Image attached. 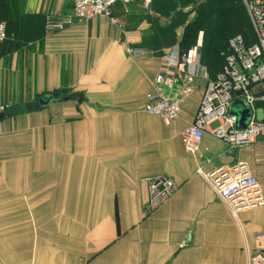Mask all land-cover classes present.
<instances>
[{
  "label": "crops",
  "instance_id": "obj_1",
  "mask_svg": "<svg viewBox=\"0 0 264 264\" xmlns=\"http://www.w3.org/2000/svg\"><path fill=\"white\" fill-rule=\"evenodd\" d=\"M71 8L72 0H0V100L2 91L11 97L0 104L61 91L0 119V264H249L264 207L234 216L197 169L244 163L264 193V134L231 145L212 135L213 121L200 140L187 136L203 77L186 95L164 89L181 100L177 119L147 113L155 75L182 72L139 46L150 29L143 0L114 5L117 22L99 15L46 30L48 17ZM255 114L264 121L263 99ZM161 173L176 190L149 209L145 179Z\"/></svg>",
  "mask_w": 264,
  "mask_h": 264
},
{
  "label": "built area",
  "instance_id": "obj_2",
  "mask_svg": "<svg viewBox=\"0 0 264 264\" xmlns=\"http://www.w3.org/2000/svg\"><path fill=\"white\" fill-rule=\"evenodd\" d=\"M135 0H72L70 14L60 18L45 21L47 31L62 30L77 21H88L99 15L111 17L112 8L116 4L128 6ZM248 19L252 26L253 41L247 42L241 35H235L228 41V51L225 55L222 70L213 78L207 74V69L200 61L198 40L185 51H180L174 45L163 50L161 56L169 64L175 65L181 77L172 74L157 73L154 77L153 90L146 96L144 110L169 124L177 119L181 111V100L170 96L165 88L179 85L182 95L189 94L193 82L199 77L205 79L198 107L192 123L185 128L187 136L200 140L208 126L213 121L219 125L211 130L212 135L231 145L247 144L254 137L264 134V121L255 114V102L264 100V0H242ZM147 6L150 0H144ZM6 24L0 21V44L6 39ZM128 54L139 55L140 49L127 47ZM243 103L250 109V117L244 128L237 126L241 109L232 112L233 102ZM8 105L0 104V112ZM197 172L204 177L216 194L226 203L230 212L238 213L254 208L264 207V193L257 178L250 173L244 163L220 165L205 172L198 168ZM148 191V207H154L169 198L176 190L175 181L167 174H156L145 179ZM256 248L249 255V264H264V231L254 234Z\"/></svg>",
  "mask_w": 264,
  "mask_h": 264
},
{
  "label": "trees",
  "instance_id": "obj_3",
  "mask_svg": "<svg viewBox=\"0 0 264 264\" xmlns=\"http://www.w3.org/2000/svg\"><path fill=\"white\" fill-rule=\"evenodd\" d=\"M168 3L173 4V0H150L149 5L154 11H158L157 5L169 8ZM189 28L191 35L188 29L185 33L186 36L181 40L178 39L180 40L177 43L179 50L185 51L192 46V43L194 45L198 32L202 30V45L199 52L201 51V62L206 65L211 78L219 73L224 66L228 41L231 37L241 35L247 42L254 40L252 26L242 0H204L198 7L196 19L189 25ZM157 31L169 33L173 37L170 45L176 39V30L172 25L167 26L165 29L159 28ZM153 45L151 49H154V51L167 47L165 43L162 44L158 41L154 42ZM139 46L150 47L145 41V37L142 38ZM53 94L61 96V91H55Z\"/></svg>",
  "mask_w": 264,
  "mask_h": 264
},
{
  "label": "rangeland",
  "instance_id": "obj_4",
  "mask_svg": "<svg viewBox=\"0 0 264 264\" xmlns=\"http://www.w3.org/2000/svg\"><path fill=\"white\" fill-rule=\"evenodd\" d=\"M203 1L204 0H173V4L168 3L169 8H166L165 6L157 5L158 11H154L153 8L152 7L150 8V5L148 4L149 7L147 5L145 10H144V16H146L145 20L148 21L149 28H150L149 31L144 35L145 41L150 46L147 48H149V49L153 48L152 47V46H154L153 43L157 42V41L162 43V44L165 43V46H167V47H169L175 43H178V41L180 42L181 38L186 36L185 33L187 32L188 29H189V33L191 35L189 25L191 23H193L194 20L196 19V11ZM169 25L174 26L175 30L180 31V34L176 33V39L177 40L176 39H175V41L173 40L171 45H170V41L172 40L173 37H171V35H169V33L157 31L159 28L165 29ZM202 35H203V31L200 30L197 34V38L195 39L196 42L198 39H200L201 45H202ZM194 36L196 37L195 34H194ZM7 37H8V35H7ZM252 37H253V34H252ZM178 39H180V40H178ZM191 45H193V43ZM201 45H200V47H201ZM152 52L161 53V52H163V49L162 50L159 49L158 51H154V49H152ZM200 54H201V51H200ZM201 57L202 56L200 55V61H201ZM205 67H206V65H205ZM206 69H207V67H206ZM6 93L8 94V92L2 91V93H1L2 98L0 100V103H3V104L4 103L9 104L10 103V102H4L6 99H8V97H9V99L11 98L10 96H3V94L6 95ZM242 107H243L242 105L236 104L233 102L231 104V111L236 112V111L242 109ZM215 122L216 123H213L212 126H215L218 123L217 121H215ZM161 174H165V173H161ZM146 186H147V184H146ZM156 206L149 207V209H153Z\"/></svg>",
  "mask_w": 264,
  "mask_h": 264
},
{
  "label": "water",
  "instance_id": "obj_5",
  "mask_svg": "<svg viewBox=\"0 0 264 264\" xmlns=\"http://www.w3.org/2000/svg\"><path fill=\"white\" fill-rule=\"evenodd\" d=\"M67 90H68L67 88H64L62 89V92H66ZM58 98L59 97H56L53 93H45L32 101H28L22 104L10 105L6 107L4 111L0 112V119L6 116H12L15 114L36 110L40 107H45L50 102L57 100ZM63 98L68 99L70 97L66 96ZM249 117H250V109L247 107L243 108L241 110L240 119L238 121L237 126L239 128H244L249 120Z\"/></svg>",
  "mask_w": 264,
  "mask_h": 264
}]
</instances>
